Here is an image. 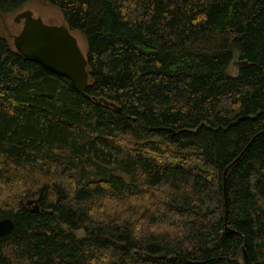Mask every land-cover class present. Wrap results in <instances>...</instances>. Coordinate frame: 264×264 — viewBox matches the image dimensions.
I'll use <instances>...</instances> for the list:
<instances>
[{
  "label": "trees",
  "instance_id": "16d2710c",
  "mask_svg": "<svg viewBox=\"0 0 264 264\" xmlns=\"http://www.w3.org/2000/svg\"><path fill=\"white\" fill-rule=\"evenodd\" d=\"M31 2L89 80L0 37V264H264V0Z\"/></svg>",
  "mask_w": 264,
  "mask_h": 264
},
{
  "label": "water",
  "instance_id": "95a60500",
  "mask_svg": "<svg viewBox=\"0 0 264 264\" xmlns=\"http://www.w3.org/2000/svg\"><path fill=\"white\" fill-rule=\"evenodd\" d=\"M24 21L20 33L13 39V47L27 61L40 66L46 72L65 78L78 93L84 94L88 87L89 73L87 60L81 52L76 38L66 26L45 24L41 19L33 18L30 11L15 16L14 22ZM235 66H248L247 62H236ZM225 176V174H224ZM27 207L34 206L38 211L37 200L27 202ZM14 229L11 219L0 220V238ZM226 234L233 233L225 226ZM245 264L247 256L243 250ZM165 260V257H160Z\"/></svg>",
  "mask_w": 264,
  "mask_h": 264
},
{
  "label": "rangeland",
  "instance_id": "374dc122",
  "mask_svg": "<svg viewBox=\"0 0 264 264\" xmlns=\"http://www.w3.org/2000/svg\"><path fill=\"white\" fill-rule=\"evenodd\" d=\"M24 11H30L34 17H39L45 24L50 25H58V26H65L63 17L59 11L54 9L53 7L47 5L43 2H31L28 3L25 7H23L18 13L12 16L7 15H0V37L5 38L9 40V43L13 47V39L16 37L20 31L22 30L21 25L15 24L13 19L15 16L19 13H22ZM72 35L76 38L79 48L83 55L86 57V44L82 38V36L77 32H71ZM14 49V47H13ZM15 50V49H14ZM239 66H231L230 71L232 74H235L238 70ZM33 207L30 206V208ZM78 238L83 237L82 232H78L77 234Z\"/></svg>",
  "mask_w": 264,
  "mask_h": 264
},
{
  "label": "flooded vegetation",
  "instance_id": "af4514ba",
  "mask_svg": "<svg viewBox=\"0 0 264 264\" xmlns=\"http://www.w3.org/2000/svg\"><path fill=\"white\" fill-rule=\"evenodd\" d=\"M33 18H36V19H38L39 17H34L33 16ZM14 20V19H13ZM14 22V21H13ZM15 23V22H14ZM15 24H17V25H21L22 26V28H23V25H24V21L22 20V21H20L19 23H15Z\"/></svg>",
  "mask_w": 264,
  "mask_h": 264
},
{
  "label": "bare ground",
  "instance_id": "6f19581e",
  "mask_svg": "<svg viewBox=\"0 0 264 264\" xmlns=\"http://www.w3.org/2000/svg\"><path fill=\"white\" fill-rule=\"evenodd\" d=\"M236 61L233 63V66H235ZM240 68V67H239Z\"/></svg>",
  "mask_w": 264,
  "mask_h": 264
}]
</instances>
